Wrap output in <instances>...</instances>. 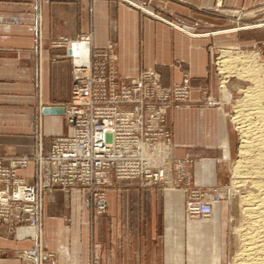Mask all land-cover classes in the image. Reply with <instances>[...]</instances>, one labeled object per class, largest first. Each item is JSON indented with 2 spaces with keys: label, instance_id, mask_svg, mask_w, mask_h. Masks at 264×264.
<instances>
[{
  "label": "crops",
  "instance_id": "obj_1",
  "mask_svg": "<svg viewBox=\"0 0 264 264\" xmlns=\"http://www.w3.org/2000/svg\"><path fill=\"white\" fill-rule=\"evenodd\" d=\"M262 4L264 0L165 3L155 10L165 19L160 22L108 0H0V154L46 156L52 139L70 134L63 119L71 94L66 56L73 51L53 48L50 42L88 35L94 48L116 43L122 79L155 70L162 85L170 87L187 74L191 103L166 111L169 154L191 160L187 179L193 186L218 190L225 177L221 158L229 160L236 139L223 104L208 107L199 100L221 97L214 53L257 48L264 60V31L261 36L239 30L221 33L230 18L214 10L232 13ZM33 173L30 164L21 175ZM177 188L141 189L135 182L111 179L102 216L94 215L78 188L46 194L40 231L22 226L10 233L0 226V264H26L13 252L38 242L54 254L55 264H223V211L214 205L210 220L189 219L186 186Z\"/></svg>",
  "mask_w": 264,
  "mask_h": 264
},
{
  "label": "built area",
  "instance_id": "obj_2",
  "mask_svg": "<svg viewBox=\"0 0 264 264\" xmlns=\"http://www.w3.org/2000/svg\"><path fill=\"white\" fill-rule=\"evenodd\" d=\"M107 58L105 52L94 54L90 49L87 66L73 65L72 97L65 115L71 135L57 139L48 157L36 159L41 188L50 185L67 187L74 183H80L84 188L103 187L110 176L144 185L163 183V172L149 166L137 153L124 156L117 152L125 143L135 152L139 144H169L170 135L165 128L169 104L165 103L172 96L184 102L188 97V86L164 91L153 72L118 82L113 70L106 69ZM28 164L27 158H0V218L9 224L18 222L21 215L26 214L29 225L35 226L34 208L30 205L34 195L32 198L15 197L18 184H22L20 187L26 185L15 179L16 170H24ZM32 191L34 194L31 188ZM203 196L196 190L189 191L187 213L190 216L208 211L196 206ZM17 201L28 203L19 209L15 204ZM96 209L98 212L106 210L104 193L97 197Z\"/></svg>",
  "mask_w": 264,
  "mask_h": 264
},
{
  "label": "rangeland",
  "instance_id": "obj_3",
  "mask_svg": "<svg viewBox=\"0 0 264 264\" xmlns=\"http://www.w3.org/2000/svg\"><path fill=\"white\" fill-rule=\"evenodd\" d=\"M108 1H112V2H117L120 4L125 5L126 7L135 10L137 12H139L142 16H144L145 18L148 19H153L155 21H160L162 22L165 19H163L158 12H156L155 10L157 9H161L165 8L163 4L165 3H170V4H175V5H185L187 3V0H108ZM154 9V10H152ZM214 13L222 16L224 18H230V21L225 22V25L220 28L218 31H224V30H228L231 28H243L245 26L251 25L252 26H257L250 28V29H239V31H248L251 32L253 34H256L258 36H261V34H263L264 31V4L262 5H256L254 6V8L249 9V10H237L234 11L232 13L229 12H225L224 9H215ZM170 24V23H169ZM260 25V26H259ZM197 34V33H195ZM89 37L88 35L86 36H81L78 37L77 40H70L69 38L66 37H60L57 39H54L50 42L51 47L53 48H64L65 50H67L68 52V47H67V42H78L79 40H81L82 38H86ZM92 52L98 53V52H105V54H107V60H106V69H108V71L110 69L113 70V72L115 73V79L118 82H127L130 81L131 79L134 78H139L141 77V75H143L144 73H148V72H153L154 74H156L158 76V85L159 87L164 90V91H173L177 86L178 87H182L184 85L187 84L188 86V92H189V100L188 98L184 101H177L173 96L170 98L169 101H167L165 104H169L167 109L172 107V106H183V105H187L191 103L190 100V93H191V88H192V83L190 78H188L187 74H183V77L180 81V83L178 84H174L170 87H164L162 85L161 82V77L159 75L158 72H156L155 70H145L140 72L136 77L133 78H125L122 79L119 77L118 74V69H117V45L114 42H110L108 43L105 47L103 48H94L91 47ZM221 52H230L233 55L237 54V53H242V54H252V55H257L256 59L257 62L262 65H264V60L263 57L261 56L260 51L255 48H245V47H232V48H221L219 51H217L216 53H214V57H213V70L216 74L217 77V90L220 93V100H215L210 96H206L204 99L202 98V100H199V103L208 107H218L220 105L223 104L224 108L227 109V113H228V120H229V125L231 126L235 139H236V145L234 147V150L231 153V157L229 158V160H225L224 157L221 158V163H222V170L225 174L224 177V182L222 184V186L216 190V189H204V188H199L196 186H193L191 184V181L189 179H187V168L191 162V160L189 158H184V159H174L173 161L170 160V165H169V171L170 174H172V180L174 183H176V189L178 185H182L184 184L186 186L184 193L186 195V201H185V214H186V207L189 201V191L190 190H196L200 193L207 194V195H212L213 197V204H212V216H213V206H218L220 210L223 211V215H224V219H223V230H222V241H221V245L220 248H222V250H220L222 252L223 258H224V262L223 264H234V257L235 254H237L238 251V240H237V230L239 229V227L241 226L242 222H243V217L241 216L240 212H239V201H240V196L241 194H239V191H236L233 187V181L235 180L234 178V166H235V162L240 160L239 159V148L241 147V143L242 140L240 139V135L237 131V125L235 124L234 120L232 118H234V107L236 106L237 102H239L242 98H243V93L242 90L244 88H247L248 86H250V84L248 82H242V80L238 81L236 80V78L234 77H228V78H223L224 76L220 73V65H219V58L221 55ZM68 58V55L66 56ZM69 59V58H68ZM70 60V64H71V94H70V99L69 102L66 104L65 106V111H64V119L63 121L67 124L69 130H70V134L67 136H63V137H57L52 139L51 142V149L48 155L43 156L39 153H36L35 155H17L15 153L9 154V153H5V154H0V158H7V157H14V158H27L29 160V164L27 166L26 169H18L16 170V178L19 181H23L29 188H32L34 190V199L33 201H31L30 205L34 208V224L37 230H41V211H42V205H41V199L43 196H45L46 194H50L53 191H60V192H70L72 189L74 188H78L79 190H81L82 192H84L86 194V205L91 207L93 209V213L96 216H102L106 213L107 210V200L105 198L106 196V191H107V187L110 184V180L114 179L115 181L118 182H126V183H130L128 181H120L117 180L116 178H114L113 176L109 177V180L106 182V184L103 185V187H99V186H93L92 188L87 187L84 188L80 183H74L72 185H69L67 187H62V186H52L50 185L49 187H44L41 188V184H40V180H39V176L40 173L38 171V164L36 162V159L41 156V157H48L53 149V144L55 143V141L57 139H64V138H68L71 135V129L67 123L66 120V109L68 108V106L70 105L71 102V97H72V84H73V63ZM264 67V66H263ZM222 83V84H221ZM224 94H226L229 97V100L226 101L224 98ZM164 104V103H162ZM166 109V111H167ZM233 109V110H232ZM166 117V114H165ZM165 128L168 131L169 135L170 132L168 130V128L166 127V121H165ZM171 140V138H170ZM30 164L34 165V173L33 175L31 174L30 176L27 177H23L21 175L22 172H25L28 170ZM184 171L183 174H179L181 171ZM180 179V180H178ZM178 180V181H177ZM137 184V186L141 189H150L149 186L144 185L140 182H135ZM151 188H158L161 190H168L169 188H167V186L164 183H158L157 185H155V187H151ZM173 191V190H171ZM99 192V195L101 193H105L104 195V199L106 202V210L102 211V212H98L96 207H97V197L99 196L97 193ZM240 196H239V195ZM208 197V196H207ZM18 203H15L17 205H19V209L22 208V206L25 203L28 202H20L17 201ZM16 213V212H15ZM14 213V216H16L17 214ZM1 217V216H0ZM212 218V217H211ZM210 218V219H211ZM28 215L26 214H22L21 215V219L18 222H10L7 223L5 221H2V219L0 218V226L5 227L10 233H13L16 229L22 227V226H30L29 222H28ZM209 219V220H210ZM27 252H31L28 253L30 254V256H32V254L36 253L38 254L36 258L34 259H28L27 257L24 259H21L22 257H19L20 254H26ZM13 257L16 258L19 261H22L26 264H45V263H49V264H55V259H54V254L52 253H48L45 252V250L41 247L40 243L38 242L37 244H35L34 247L29 248V249H23V250H15L13 252Z\"/></svg>",
  "mask_w": 264,
  "mask_h": 264
},
{
  "label": "bare ground",
  "instance_id": "obj_4",
  "mask_svg": "<svg viewBox=\"0 0 264 264\" xmlns=\"http://www.w3.org/2000/svg\"><path fill=\"white\" fill-rule=\"evenodd\" d=\"M253 27L257 28V26L248 25L243 28L224 30L221 33ZM67 47L68 53L69 50L73 51V54L68 55V58L71 59L74 66H87L91 49L90 37L82 38L78 42H67ZM256 56L248 53L233 55L230 52H221L219 58V70L224 76L223 78L235 77L238 81L242 80V82L250 84L242 90L243 98L234 107L235 116L232 118L242 140L238 152L240 160L236 161L234 166L235 180L232 187L241 194V196L238 194L240 196L239 212L243 217V222L237 230L238 251L234 257V264H264V65L257 62ZM187 96L189 100V92ZM224 98L226 101L229 100L226 94H224ZM169 142V144L158 143L154 146L139 144L137 146L139 149L136 152L131 151L132 148L125 143L123 149L117 154L126 156L137 153L149 166L157 167L160 172H163L162 181L169 188L168 190H175L176 183L173 182L172 174L169 171L170 160H174L169 154L170 139ZM78 150L80 149L78 148ZM183 173L182 170L179 174ZM146 185L150 188L155 187L152 184ZM20 186L18 184L15 197L32 198L34 194L33 191L31 192V188H28L27 185ZM213 200L212 195L204 194L203 199L196 206L204 207L208 211L205 214L198 213L197 216H190L186 207V216L189 219L209 220L212 217ZM1 201L6 202L5 200ZM198 208L197 210L200 209ZM29 227L36 229L35 226ZM28 253L31 252L20 254L19 257L25 260L26 257L34 259L38 255L34 253L30 256Z\"/></svg>",
  "mask_w": 264,
  "mask_h": 264
}]
</instances>
